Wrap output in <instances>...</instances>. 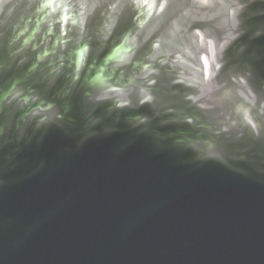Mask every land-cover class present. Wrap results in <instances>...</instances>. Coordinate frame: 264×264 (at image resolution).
Returning <instances> with one entry per match:
<instances>
[{"label": "water", "instance_id": "1", "mask_svg": "<svg viewBox=\"0 0 264 264\" xmlns=\"http://www.w3.org/2000/svg\"><path fill=\"white\" fill-rule=\"evenodd\" d=\"M0 264H264V0H0Z\"/></svg>", "mask_w": 264, "mask_h": 264}]
</instances>
